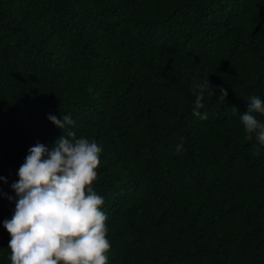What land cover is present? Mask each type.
Returning <instances> with one entry per match:
<instances>
[{
  "label": "trees",
  "instance_id": "1",
  "mask_svg": "<svg viewBox=\"0 0 264 264\" xmlns=\"http://www.w3.org/2000/svg\"><path fill=\"white\" fill-rule=\"evenodd\" d=\"M252 96L264 0H0V264L20 166L68 131L102 148L108 264H264V145L240 119Z\"/></svg>",
  "mask_w": 264,
  "mask_h": 264
},
{
  "label": "clouds",
  "instance_id": "2",
  "mask_svg": "<svg viewBox=\"0 0 264 264\" xmlns=\"http://www.w3.org/2000/svg\"><path fill=\"white\" fill-rule=\"evenodd\" d=\"M209 87L213 90L208 78L194 85L193 115L202 120L208 118L200 109ZM227 95L221 88L218 98L225 100ZM256 114L264 116V101L252 96L240 119L245 138L250 141L255 136L264 145V123ZM48 119L61 130L74 123L70 115L62 120L49 115ZM182 150L181 142L176 153ZM29 152L19 168V180L12 185L15 211L3 222L11 237V264H108V217L102 211L104 199L93 187L102 148L94 139L77 138L68 131L51 149L37 144Z\"/></svg>",
  "mask_w": 264,
  "mask_h": 264
}]
</instances>
